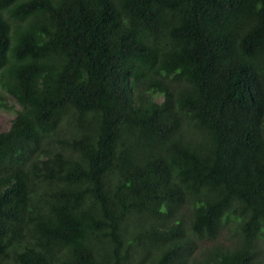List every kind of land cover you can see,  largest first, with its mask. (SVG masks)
I'll return each instance as SVG.
<instances>
[{"label": "trees", "instance_id": "16d2710c", "mask_svg": "<svg viewBox=\"0 0 264 264\" xmlns=\"http://www.w3.org/2000/svg\"><path fill=\"white\" fill-rule=\"evenodd\" d=\"M0 107V264H264V0H0Z\"/></svg>", "mask_w": 264, "mask_h": 264}, {"label": "rangeland", "instance_id": "374dc122", "mask_svg": "<svg viewBox=\"0 0 264 264\" xmlns=\"http://www.w3.org/2000/svg\"><path fill=\"white\" fill-rule=\"evenodd\" d=\"M4 98H5L4 102H6L7 106L11 107V105H13L15 109L19 108V105L14 101L12 97L7 96ZM158 99L161 100L162 96H158ZM14 116H15V112L13 110L0 107V130L2 131L7 130L8 127L10 126V121L12 120V118H14ZM219 241L228 245L230 243V240L228 239V233L226 232L222 236H219ZM197 243H198V247L196 248L195 255H198V253L201 250V246L208 247L210 245L209 242H203V241H197Z\"/></svg>", "mask_w": 264, "mask_h": 264}]
</instances>
